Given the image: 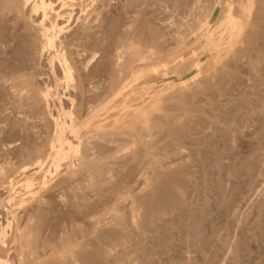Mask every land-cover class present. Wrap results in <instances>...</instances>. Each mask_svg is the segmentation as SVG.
<instances>
[{
	"label": "rangeland",
	"instance_id": "rangeland-1",
	"mask_svg": "<svg viewBox=\"0 0 264 264\" xmlns=\"http://www.w3.org/2000/svg\"><path fill=\"white\" fill-rule=\"evenodd\" d=\"M86 1H87V3L89 2L88 7L95 4V0H86ZM100 1H102L103 3L109 2L110 5H109V7L106 6V9H108V11H109V8H110V13H112V15L115 14V16L114 15L113 16L115 17L116 20H118V18H120L119 19L121 22L120 27H122V28L126 27L128 29V31L131 29L130 30L131 32L129 31L128 32L129 34L125 35V38L122 41H120L119 43H117L118 41H116V40H115L116 42L113 41L112 47L114 48L117 46V49L120 51L118 58H120V55H121V58H120L121 60L119 59V62L117 61L119 63V64H117V66L121 65L122 63L123 64L121 66H124V67L120 66L122 69L119 68V66L117 67V70L119 71V72L117 71L118 75H116L117 78H116V88L115 89H116L117 93L113 97L110 96L111 98L110 97L107 98V100L104 101V103L102 102L101 106L99 104L97 106L98 108H96V111L94 112V115L92 118H90L88 120H83V119L79 118V120L77 121L78 128H77V132L75 135L78 139H80V145L77 144V146H76V144H74L75 142L73 141L71 143V146L73 148H70L71 149L70 150V149H67V147L65 145H66L67 140L72 139V137L70 136L72 134V132H70L69 129H65L64 131L60 130L59 125L62 122V120H61L62 117H60V116H62V114L59 111H53L55 127L53 130L49 131V128L47 129V127H46L47 125H45V124H48L47 121L44 120V122H42L43 119L41 120L39 118L40 120L38 121V123L39 122L40 123L38 124L36 122L38 120V117L34 118V116H32V115H29V116L25 115L24 116L23 113L20 112L21 108H19V106L20 107H22V106L20 105L19 99H15V100H13V98L11 99V97L8 93H6L7 96L3 95V94H5L4 93L5 90H6L5 92H7V91L12 89V88L10 89V88H8V86L4 85V87H2V88L5 90H3V91L0 90L3 92V94H2V92H0V122H1L0 123V147H2L4 144H6L8 142H11V140H12V142H15L16 138L18 137V134L16 131L10 132L9 129L7 128L9 123L13 119V117L14 118L16 117V119H14V120H17V118H21L23 116L26 118L25 121L29 125V128H28L26 134L27 135L29 134L28 135L29 139L33 138L32 140H35L37 142L42 141L43 144H44V141H46L44 148H42V164H43L42 169L39 171V173H36V177H37V179H36L37 182L35 185L36 187L33 185L35 187L33 189L34 193L35 194L39 193L38 195H41V196L38 197V195H37V197H36L35 194H33V195H35V197L39 198V199H40V197L42 198V196L46 197L50 192V189H48L47 186L46 187L44 186L46 184H43L42 181H40L41 180L40 172L45 167L48 168V165L51 166L52 168L53 167L56 168V166H55V164H56L58 167L55 169V172L59 168L58 170L61 173H63V172L66 174L69 173V176H71V178L67 174V176H68L67 182H68L71 190H74L76 192V190L78 189L77 190L78 194H83V195L85 194V197H87L89 199H91V198L95 199L96 197H98V194H97L98 189L97 188L102 187V186L106 187L107 185L104 181L105 184H102L100 182L101 185L98 184L99 185L98 186L97 185L98 182H96L94 180H96V178L97 179L99 178L100 180L102 179V181H103V176H105V174H101V172L105 173L104 170H106L108 167L116 169L117 165L115 166L114 162L111 163V160L113 158H116V159L118 158L117 160L120 161L119 165L121 166V167L118 166L119 169L117 168L116 173H118V176L121 174L119 177L121 179L123 177L122 180H124L125 178L127 180V179H130L129 177H131L130 176L131 174H134V176L136 178H138V180L136 179L137 183L132 181V182H130L129 185H131V184H133L132 186L136 185V186H134L135 187L134 189H136L134 191H138V194H141L142 196L147 195L146 200H144L145 203L142 204L141 207H139L140 213L141 212L143 213V211L146 210V208H147L146 206H148L147 203H150L151 201L153 202L155 200V198L156 199L161 198L162 193H163L162 198H165V195H167L166 197L169 196V194L166 193L165 190L163 191V189H162V193L160 192L158 194L160 185L164 184V179L165 178L167 179L169 174H170V171H166V173L168 172L167 174L162 173V176L159 177L158 176V174H159L158 163L160 161H165L166 159H169L170 157H179L182 154V156L179 157L180 161H181L179 164L183 165V168H180V170H183L182 172L180 171L182 178H180V179L174 178L172 180V182H173L174 186H177V187L179 186L178 188L181 191V197L183 196L182 199L184 198L183 202L185 204H188V205L192 204L191 206L194 207L193 208L194 211L192 210L191 214L188 215L185 211H178L177 212V210H173V211L168 212V211L158 210L157 208H155V210H153V216H148L146 214L148 211H144L143 214L141 213L138 216L137 224L139 226H137L136 223H133L134 225L131 223V225H130V227L132 228V231H135L140 227V229H138V230H140L141 236L139 234L138 235L140 237V242H142V243H139L137 246H135L132 244L131 240H128L129 244H131V245H129L127 242H125L124 244L127 247V248L125 247L126 250H120L119 246H115V247L109 248L110 254L108 252L105 254L104 253L102 254V253L97 251L98 254L102 255V256L99 255L100 258L97 254H94L92 256V258L89 259L90 257H87L85 254L84 250H86L87 248L93 247V246H90L91 244L92 245L93 244L99 245L100 242L97 240L95 234L93 232H91L92 231L91 226L87 225L85 223L83 224V221H78L79 223L77 222L78 224L76 227H73V228H67L66 227L67 231L65 230L66 231L65 232L63 230V232L66 233V236L64 235L65 239H63L62 241L60 239H56L58 237V236H56V234L60 236V234L62 233L61 231H57V232H59V234L58 233L52 234L54 236L52 239H51V236H49V234H48V236H49V238H48V236L44 235L47 233L41 232L42 234H40V235H42V236L39 237V239H41L40 240L41 242L39 241V239L38 240L36 239V243H38L37 244L38 247H35L36 250L34 251V253L31 252L32 255L31 254L28 255L29 257L31 256L30 257L31 259L34 258L28 264H69L68 262H65V259H68L69 256L72 254L75 255L74 256L75 260L73 257H72L73 258L72 260H74V262H76L77 264L78 263L79 264H84V263L85 264H89V263L90 264H141V263L142 264H144V263L145 264H195V263L196 264H202L203 262H204L203 264H209V263L210 264L211 263L212 264H220L221 261L223 260V258H224V260L222 261L223 262L222 264H231L230 263L232 261L231 259H233V257H235L234 252H236V254H237V252L239 253V255L241 257L240 258L241 264H264V219H263L264 218V207H263L264 193H261L260 192L261 190L258 192L255 190V189L259 190V186L260 185L263 186L262 184H264V181H263L264 180V134H263L264 130H262L263 128L261 126V122L262 121L264 122V109H263L264 108V76H263L264 75V69H263L264 68V64H263V62H264V52H263L264 43H263V40L264 39L261 37H259V38L257 37L258 35L260 36V33H261V32H258L260 30L259 28H261V29L264 28V22H263L264 21V17H263L264 10H263V13H261V14H263L261 19L257 20L258 21L257 23H259V25L258 26L255 25L256 28L257 27H259V28H257L258 31H254V33L258 32L259 34L257 33V35H256L253 33V31H251L252 30V21L250 22V20L252 19L251 16H254L257 12H259V10L262 11V9H263V8H261L260 1L259 0H257V1L255 0L256 2L252 1V3L250 4V9H249V10L252 9L251 10L252 12H249V10L247 11V9L245 10L246 13L243 15L242 24L240 22L241 21L240 15H241L242 1H240V0H126V1L125 0H123V1H121V0H114V1L113 0H104V1L100 0ZM116 1H117V4H116ZM253 3H254V5H253ZM255 3L258 6L257 8L259 10H256V8H254V7H256ZM117 5H119V6H117ZM126 8H127V10H126ZM106 9L104 8L105 11H106ZM123 10H124V12H123ZM254 10H256L255 13H254ZM127 12L130 14H128ZM110 13L108 12V14H110ZM251 13L253 15H251ZM136 18H137L138 22L135 21ZM117 22L119 23V21H117ZM246 23L251 26V27L249 26L250 29L247 30L250 32V33L248 32L249 34L246 32V27H247ZM236 24H238V26ZM136 26H137V28L139 26H140V28H141V26H143L142 30H141L142 34L138 35V33H136L137 32L135 29ZM147 27H148V29H147ZM152 29H153V35L151 36ZM154 31H155V33H154ZM159 33H160V35H158ZM252 33H253V35H252ZM242 34L251 36L250 41H247V39H246L247 36H243ZM263 34H261V36H264ZM64 35H65V32L63 33V31L57 32V31L51 29L49 23H45V25H41V26L38 25L36 27V36H39L41 41H44L43 38H45L46 36H53L54 37L53 45L51 47H49V49L47 51L48 61H51V59L54 61V58L56 60L60 58L61 44H59V41H61V39H67L68 38V36H64ZM145 35L151 36V37L145 38ZM254 35H255V38H254ZM60 36H63L65 38L60 37ZM152 37H153V39H152ZM143 39H145V40H143ZM156 40L158 41L157 43H156ZM251 41L256 43L258 46L256 44L254 45V43L251 44ZM57 43H58L59 47L57 46ZM115 44H118V45H115ZM150 45H151V47H150ZM251 45L252 46L254 45L253 46L254 49L251 50L252 52L247 50L248 46L252 47ZM134 49L137 50L136 53H135ZM237 49L240 52H238ZM241 51L242 52L244 51L242 53L243 55L240 54ZM248 51L250 52V54L251 53H253V54L250 55L248 53ZM137 52H140L139 55ZM235 52H238L239 54L237 53L238 55H235L236 54ZM258 52H259V54H258ZM245 53H247L246 55H248L250 57L249 59H248V56L245 55ZM255 53L257 54V57H258V59H256L257 61H255V66H258L257 68H255L254 65L252 66L253 62L250 61L251 57L253 58V55ZM233 55H235L236 57L237 56H239V57L235 59V57L233 58ZM240 55H241V58H240ZM135 57H136V59H135ZM257 57L254 56V58H257ZM118 58H117V60H118ZM230 58L235 60L236 64H234L233 60ZM261 58L263 60H259ZM134 59H135V62L133 61ZM241 59H243V60H241ZM247 59L249 61H247ZM56 60L53 62L54 66H57V64H55ZM130 60H132V62ZM136 60H138V61H136ZM229 60H231V61L229 62ZM254 60L255 59H252V61H254ZM226 61L228 63H232L234 65L231 67L232 64L229 65L226 63ZM40 62H41L42 67L39 64L40 65L39 69L43 70L44 67L46 66L45 65L46 62L44 60L43 61L41 60ZM42 62H44V63L42 64ZM250 62L252 64H250ZM145 63H147V64H145ZM261 64H262V66H261ZM225 65L228 66V68L231 70V72L235 71L236 67L237 68L239 67L238 68L239 70L236 68V70H238V71L237 72L235 71L234 78H232L231 80L227 79V80H222L221 82H220V80H216L217 84H214L213 81L214 82H216V81L214 80V77L212 75L215 74V72H217L218 68H221L222 66H225ZM247 65H249V67ZM245 67H246V69H245ZM251 68H255V69L251 70ZM161 69H164V70H161ZM226 69H227V67L225 66L224 72L227 74L228 72H226ZM258 69H259V71H258ZM210 70H212L213 72L212 71L210 72ZM230 70H229V72H230ZM121 71L122 72L124 71L125 75H124V73L121 74ZM145 71H146V73H145ZM163 71H164V73H163ZM170 71H172V73ZM173 72H175V73H173ZM120 74L123 75V78L125 76V78L122 79L121 78L122 76H120ZM237 74H239V75H237ZM251 74H252V76H251ZM147 75H148V77H147ZM257 75H259V76H257ZM238 76L243 77L241 80L243 82L245 80V82L242 83V81L240 80V78ZM255 78H256V80H255ZM120 79L124 80L123 82H125V84L123 82H119V81H122ZM167 79H170V80H167ZM224 81H227V82L225 83ZM1 82H2V78H0V83ZM236 83H237V85H236ZM122 84H124V85H122ZM242 86L244 88H242ZM102 87L105 88L104 84ZM208 88H209V90H208ZM221 88L224 90H222ZM179 89H181V90H179ZM238 89H241L240 90V92L242 91L241 95H240ZM215 91L217 93L218 92L219 93L217 94ZM185 95H186V97H185ZM233 95H235V96H233ZM224 96H226V97H224ZM187 97H189V98H187ZM233 97H234L233 100L236 101V103L238 102V105H236V103L233 100H231ZM226 98H230V99H226ZM187 100H189V101H187ZM191 100H194V103ZM198 100H200V101H198ZM239 101L240 102L242 101V103H239ZM185 102H187V103L184 104ZM229 103H231V104H229ZM189 104H190V106H189ZM17 105H18V107H17ZM29 105H32V103L30 101H28L27 106H29ZM137 105L138 106L140 105V109H139V107H136ZM186 105H188V106H186ZM227 106L229 108H231V110L233 112L229 108H226ZM234 107L236 109H234ZM224 108H225V111L223 110ZM139 110H141V111L138 112ZM251 110L254 111L258 116L254 112H252ZM10 112H11L12 116H11ZM15 112H17V113H15ZM136 112L138 113L137 115H136ZM178 112L180 114H178ZM200 113H201V115H200ZM243 113L245 116L243 115ZM177 115H178V118H177L176 122L178 120L182 121V119H184V117L186 115H188V117H192V118H193V115L195 117L196 116H199V117L203 116L202 118H200V120L202 119V121H199L198 124L195 123V124H197V125H195L196 129L193 130L194 132H192V134L190 135L191 137L189 139L187 136H186V138H181V137L177 138L178 136L175 133V131H172V129H170L168 123H170V121L174 122ZM183 115H184V117H183ZM262 115H263V117H262ZM8 116H10V117H8ZM150 117H151V119H150ZM158 118H160V119H158ZM160 120H161V122H160ZM16 123H18V122L16 121ZM43 123H45V124L43 125ZM30 124H31V126H30ZM37 126H38L39 130L37 129ZM199 127H201V128H199ZM163 128H166L168 131L166 129L162 130ZM257 128H258V130H257ZM30 131L32 132L33 135L31 134ZM92 131L96 132L98 134H101L100 131L106 132L105 138L107 140L108 139L111 140L110 138H112L115 141L112 142V141L106 140V143L103 146H99L100 147L99 151L95 150V148L98 149V146L97 147L95 146L93 149H87L86 145L89 143H91V145H92V143H95L94 141L96 140L95 138H92L93 139L92 140L91 138L89 139V137H88V134ZM49 132H51V133H49ZM207 133H209V134H207ZM31 135H32V137H31ZM174 135H176V136H174ZM98 136H97L98 139H100L101 138L100 135H98ZM116 138H117V140H116ZM233 140H234V142H233ZM17 141H18V139H17ZM1 142H3V143H1ZM179 143L180 144L183 143V145H179ZM215 143H217V144H215ZM93 145H95V144H93ZM232 145H235V146L232 147ZM103 147H105L107 149H105V148L103 149ZM59 148H60L61 152L66 151L64 156H61V157L59 156V154H61V152L59 150H57ZM84 148H86L87 150ZM65 149H67V150H65ZM221 149H223V150H221ZM80 151H81V153H80ZM89 151H90V153L92 152L91 153L92 156L89 155L90 154ZM104 151H105L106 155H108L107 159H105L106 155H105ZM16 152H17L16 150H15V152H14V150H7L4 152L5 154L4 153L0 154L1 155L0 159H2V158L6 159V160L5 159L0 160V163L5 164V163L9 162L7 165L5 164L6 166L9 165L8 167H10L11 163L12 164L14 163V165H12V164L11 165H12V167H15V170H16L15 174L17 176L13 179L14 184L11 187H8L9 189L7 188L4 191L5 195H11L14 199L17 198L16 196L19 197V196L26 194L25 186L23 184L24 175L21 171L18 170L19 168H16L17 167L16 165L19 162L21 163V161H23V159L24 160L27 159V161H29V159H30V157L28 155H24V154H23L24 156L23 155L17 156ZM82 152H84L85 154ZM94 153H96V154H94ZM99 153L102 155H98ZM110 153L112 156L110 155ZM2 154L5 156H2ZM129 154H131V155H129ZM76 155L79 156L80 158L81 157L82 158L81 159H79V157L74 158V156H76ZM84 155H86L87 157ZM20 156H22V158H20ZM90 156H91L92 160L90 159ZM97 156L99 158H97ZM103 156H104V158H103ZM253 156H254V158H253ZM70 157H71V159L74 158L75 160L74 159L71 160ZM121 157H123V158H121ZM166 157H168V158H166ZM217 157H220V158H217ZM76 158H77V160H76ZM102 159H104V160H102ZM213 160H215V161H213ZM27 161L25 160V162H27ZM51 161L52 162L54 161L55 164L52 163ZM78 161H81L82 164ZM98 161L100 162V164L98 163ZM216 161H217V163H215ZM32 162H33V160L30 159V163L27 162L29 165L27 163H25V164H27L28 167L30 168L33 165ZM58 162H60V163L58 164ZM121 162L122 163L124 162V164H122ZM125 162H127V163H125ZM75 163H76V165H75ZM79 163H80V165H79ZM90 163L95 164V165H92ZM97 163L99 164L100 167L97 166L98 165ZM101 163L103 164V166L106 167V169L102 166ZM107 163H108V166L105 165ZM109 164H112L113 167L111 165L109 166ZM184 164H186V166ZM222 165H223V167H222ZM63 166H64V168H63ZM71 166H72V168H71ZM84 166H85V168H83ZM86 166H88V167H86ZM51 167H49V168H51ZM90 167L92 168L91 170H90ZM87 168H88V170L86 171ZM103 168H104V170H103ZM184 169H185V171H184ZM70 171H72V172L70 173ZM156 171H157V176H156ZM231 171L232 172L234 171L235 173H232ZM60 172L58 174H57V172L54 173L50 177V180H52L51 178L54 179L56 176L61 174ZM89 172L92 173V175L90 174L92 177H94V175L96 176V177H94L95 179L92 178L94 183L92 182V180L90 178ZM152 172H153V175H152ZM182 173L184 175H182ZM231 173L234 176L231 175ZM83 174L85 177L83 176ZM137 174H138V177H137ZM100 175H103V176L101 177ZM126 175H127V177H126ZM147 175L150 178L148 181L149 182L148 185L145 184V182H143V181H145ZM150 175L152 176V178L150 177ZM82 177H83V179H82ZM183 177H184V179H183ZM234 177H236V178H234ZM240 177H242V178H240ZM162 178H164V179H162ZM262 178H263V180H262ZM158 179H161V180H158ZM216 179H218V180H216ZM126 180H124V181H126ZM218 181L222 185V189H221L222 191H220V192L224 193V195H220L221 193L218 191V189H216ZM91 184H93V185H91ZM94 184L97 187L94 186ZM255 184H256V186H255ZM156 185L159 187L156 188ZM231 185L233 187H235L234 190H233V187ZM257 185H259V186H257ZM253 186L255 189L253 188ZM94 187L96 189L95 193L93 192L95 190ZM236 188L241 190V193L243 194L241 197L238 194V192L236 193V191H237ZM13 189H14V191H13ZM57 189H59L58 192L56 191ZM154 189H157L158 192H156V191L153 192ZM91 190H92V192H91ZM243 190L245 191V193H243L244 192ZM15 191H16V193H15ZM37 191H39V192H37ZM246 191H247L248 195L246 194ZM11 192H12V194H11ZM53 192L54 193L56 192L57 195H60L64 198V195H62L61 189L59 187L56 188L55 190H53ZM152 192H153V194H152ZM263 192H264V190H263ZM58 193H60V194H58ZM90 193H91V195H93V197L90 196ZM218 193H219V195H218ZM229 193L234 194V195H230ZM228 194L230 197L228 196ZM152 195H153V197H152ZM123 196H122V201H124L125 203L121 202L119 204V205H121V204L122 205L119 206L121 208L120 209L118 208L117 213L120 216L121 221L125 222V220L127 219L128 221H126V222L128 223L130 218H127V217H130V216H128L127 214L131 213V208H129V209L127 208L130 205L129 203H127V202H129V199H128L129 196H126L125 199H124L125 196L124 197ZM220 196H222V198H223L222 202L225 204L227 203V201L224 200V198L227 196L226 199H229L228 200L229 204L234 205L233 208L229 207L228 209H225V206H224L225 204L218 205L217 203L220 200ZM45 197H43V198H45ZM151 198L154 200H152ZM215 199H217L218 201ZM224 201H226V202H224ZM25 202L29 203V200H25ZM123 203H124V206H123ZM126 203H127V205H126ZM204 203H206V205H204L205 207L203 206ZM215 203L218 206H216ZM145 204H146V206H144ZM202 206L204 208H202ZM195 207H196V209H195ZM141 208H143V209L140 210ZM201 208L205 214L204 213H201L202 215L200 214V211L202 212V210H199V209H201ZM102 209H104V208H102ZM102 209L99 211L105 212L106 211L105 209H107V208L105 206V209L104 210H102ZM19 210H21V209H19V208L16 209L17 212H19ZM109 210L107 209L106 212H108V213H106L107 215L106 214L104 215L107 218H109L108 215L111 216L110 215L111 210L110 211ZM129 210H130V212H129ZM196 210H197V212H196ZM91 211H93V210H91ZM38 212H40V211L35 212V214L37 213L36 216L38 214L40 215V213H41L42 216L41 215L40 216L43 218L44 216L42 214V211L40 213H38ZM104 212H102V214H101L102 216H103ZM181 213H182V215H181ZM198 213L200 216L198 215ZM39 215L37 217H39ZM191 215H193V216H191ZM203 215H205V216H203ZM36 216H34L35 219H36ZM34 217H32V220ZM41 217H40V219H41ZM139 217L141 218L140 220H142L143 224L142 223L140 224ZM143 217L146 220L145 219L143 220ZM197 217H200V218H197ZM178 218H179V220H178ZM147 219H148V221L150 219V221L147 222ZM188 219H189V221H187ZM192 220L195 223L196 222L199 223V225L201 227H198L196 225L197 223L196 224L193 223ZM143 221H146V222L144 223ZM214 222H215V224H214ZM191 223L194 224V226ZM159 224H160V226L162 224L163 225L161 227H159ZM33 225H34V222H33ZM80 225H82V227ZM86 225L88 227L89 226L90 227L86 229V227H87ZM142 225H146V227H143ZM179 225H181V226H179ZM190 225L192 228L190 227ZM177 227H178L179 231L176 229ZM193 227L195 229L197 228L199 231H201L202 227H207V229L206 228L204 229L205 233H207V231H209L208 228L209 229L212 228L214 233L212 230H210V232L212 231V234L210 232L208 233L209 235L204 233L203 238H202L201 235L204 232L202 229L203 232L200 234H197V236L195 234L191 235L192 233L190 234L188 232H192L194 230ZM33 228H34V226H32V229ZM135 228H137V229H135ZM141 228H143V229L145 228V229L143 230ZM190 228H191V231H189ZM32 229H29L31 232L27 229L28 233L29 232L30 233H29V235H26L24 237V239H25V242L23 241V244H24L23 249L24 250H30L32 248V246L34 245V241H35L34 238H33V240L30 241V239H32V235H33V234H31V233H33ZM88 229H90V230H88ZM153 229L156 232V234L153 231ZM138 230H137V232H139ZM148 230H150L151 234L149 233ZM141 231H143L145 233H141ZM167 232H168V234H167ZM169 232L170 233L173 232V233L169 234ZM26 233H27V231H26ZM142 234H144V235H142ZM149 234L153 235L152 236L153 239L148 237ZM145 235L146 236L148 235V236L146 237ZM162 235H165V236H162ZM169 235H172V236H169ZM206 236H209V237L212 236V239L210 241L211 243H208L209 245L211 244L210 249L208 248V250H206V248L209 247V245L208 246L206 245L207 246L206 247L205 246V240H203V239L207 238ZM42 237L44 240H42ZM67 237H68V239H67ZM166 237L167 238L170 237V238L167 239ZM195 237H197V238H195ZM200 237H201V240H203L202 244L205 246V248H204V246L201 245L202 248H204L203 254L206 255L204 257L205 259L202 258L204 255L200 256L199 255L200 253L197 252V250H198L197 247H199V245L201 243V240L199 241ZM224 237H225V239H224ZM47 238L49 240L46 242ZM164 238H166L167 241ZM194 238H195V240L193 241ZM157 239H158V241H156ZM190 239H192V240H190ZM222 239H224V240L222 241ZM90 240H91V242H90ZM162 240H165L166 245L164 244L165 242H163ZM187 240L188 241L190 240L189 241L190 243H188ZM78 241H81V242H78ZM161 241L165 246V247H163L162 251L159 249V248H162L161 245H163L161 243ZM168 241H169V243H168ZM157 242H159V244ZM29 243H31L30 247H29V245H30ZM45 243H47V244H45ZM82 243H85L84 245H86L85 246L86 249H84V245ZM86 243H88V244H86ZM140 244L141 245L144 244L143 245L144 247L140 246ZM167 244H169V245H167ZM212 244H213V246H212ZM156 245L159 248L156 247ZM219 246H220V248H218ZM230 246H232L233 248L231 249ZM79 247H80V249H79ZM170 247H171V249L169 250ZM195 247L197 248V250L194 249ZM132 248H134V249H132ZM165 248L166 249L168 248L167 249L168 251ZM181 248H183V249H181ZM224 248L226 250L228 248V250L225 251ZM76 250H77V254L79 257L77 256V254H75ZM211 250H213L212 251L213 254L210 253ZM79 251H81V252H79ZM223 251H225V253H226V255L224 253L225 257H223L224 256ZM229 251H230V253H229ZM231 251H233V252H231ZM36 252H38V254H40V255H37ZM67 252L69 255L67 254ZM171 252H173V253H171ZM80 253H81V255H80ZM140 253H142V254H140ZM215 253H216V255H215ZM42 254H43V256H42ZM106 254H108L109 257ZM228 254L229 255L232 254V255H230L232 258ZM105 255H106V257H104ZM140 255L143 257L141 258ZM239 255L237 254L236 257H238ZM82 256H83V258H82ZM85 256L88 260L85 258ZM96 257H98L99 260ZM101 257L104 261L101 259ZM107 257H108V259H107ZM112 257L114 259H112ZM189 257L192 259H190ZM197 257H199V258H197ZM206 258L207 259L209 258V259L206 260ZM225 258H227V259H225ZM78 259L80 261H77ZM109 259H111V260H109ZM228 259H230L231 261ZM62 260H64V262ZM195 260H196V262H195ZM87 261L88 262L90 261V262L88 263ZM191 261H194V262H191ZM226 261H227V263H226ZM39 262H41V263H39Z\"/></svg>",
	"mask_w": 264,
	"mask_h": 264
},
{
	"label": "bare ground",
	"instance_id": "bare-ground-1",
	"mask_svg": "<svg viewBox=\"0 0 264 264\" xmlns=\"http://www.w3.org/2000/svg\"><path fill=\"white\" fill-rule=\"evenodd\" d=\"M104 1V0H103ZM114 1V0H113ZM123 1V0H121ZM126 1V0H125ZM242 1V4H241V17H240V22L242 24L243 22V15L246 13L245 10L247 9V11L250 9V4L252 3V1H255V0H240ZM257 1V0H256ZM255 1V2H256ZM260 1V4H261V10H259L256 5V10H259V12H257L254 16H251V20L250 22L252 21V30L253 33L254 31H258L257 27L259 25V23H257L258 21L257 20H260L262 15L261 13H263V10H264V0H259ZM89 3V2H88ZM88 3L86 0H0V78H2V82L0 83V90H5L3 89L2 87H4V85L8 86V88H12L11 90L5 92V94H3L2 91V94L7 96L6 93H8L11 97V99L13 98V100L15 99H19V102H20V105L22 107L19 106V108H21L20 112L23 113V115H32L34 116V118L38 117V120L36 121L38 123V121L41 119H43L42 122L47 121L48 124H45L43 123V125H47V129L49 128V131L50 130H53L54 127H55V122H54V113L53 111H59L62 116V122L60 123L59 127H60V130L61 131H64L65 129H69L70 132H72V134L70 135L72 137L71 140H67L66 141V147L67 149H70V148H73L71 146V143L74 141L77 146L80 145V139H78L76 137V132H77V121L79 120V118L83 119V120H88L90 118L93 117L94 115V112L96 111V108H98L97 106L100 104L101 106V103L104 101L107 100V98H109L110 96L113 97L117 91H116V78L118 75L117 74V67L119 66V68L121 67H124V66H121V65H118L119 64V59L121 58V55H120V58H118L119 54H120V51L117 49V46L116 47H112L113 46V41H118L117 43H119L120 41H122L124 38H125V35L129 34L128 32L131 30L128 31V29L125 27V28H122L120 27L121 26V22H120V18H118V20L115 19V14L112 15V13H110V8H109V11L108 9H106V6L109 7V2H106V3H103L102 1L100 0H95V4H93L92 6L88 7ZM116 4H117V1H116ZM214 4V3H213ZM239 4V3H238ZM258 4V3H257ZM254 5V3H253ZM119 6V5H117ZM111 7V6H110ZM114 7V6H113ZM130 7V6H129ZM253 7V6H252ZM104 8L106 9V11L104 10ZM133 8V7H132ZM117 9V8H116ZM119 10V9H118ZM127 10V8H126ZM141 10V9H140ZM252 10V9H251ZM251 10H249V12H252ZM256 10H254V13L256 12ZM110 14H108V12ZM117 11V10H116ZM115 11V12H116ZM107 12V13H106ZM118 12V11H117ZM124 12V10H123ZM128 13V12H127ZM225 13V12H224ZM130 14V13H128ZM232 14V13H231ZM119 15V14H118ZM137 15V14H136ZM251 15H253L251 13ZM124 17V16H123ZM220 17V16H219ZM264 17V15H263ZM250 19V18H249ZM132 20V19H131ZM134 20V19H133ZM119 21V23L117 22ZM129 21V20H128ZM137 21V18L136 20ZM140 21V20H139ZM138 22V21H137ZM141 22V21H140ZM231 22V21H230ZM261 22V21H260ZM264 22V21H263ZM45 23H49L50 24V27L51 29L59 32V31H63V33L65 32V35L64 36H68L67 39H61V41H59V44H61V55H60V58L59 59H55L54 58V61L56 60V63L57 66H54L53 64V60L51 59V61H48V54H47V51L49 49V47H51L53 45V41H54V37L53 36H46L44 39V41H41L40 40V37L39 36H36V27L38 25H45ZM128 23V22H127ZM134 23V22H133ZM143 23V22H142ZM149 23V22H148ZM237 23V22H236ZM262 23V22H261ZM238 26V24H236ZM256 25V26H255ZM261 25V24H260ZM263 25V24H262ZM126 26V25H125ZM247 26V27H246ZM246 32L248 33L249 31H247L249 28V24L246 23ZM142 27L140 28V26L137 28L136 26V33H138V35L142 34ZM251 27V26H250ZM263 28V27H262ZM148 29V27H147ZM151 29V28H150ZM149 29V30H150ZM260 30L258 32H261L260 33V36L258 35L257 37H261L264 39V36H261V34H263L264 32V28L261 29L259 28ZM38 32V31H37ZM131 32V31H130ZM160 32V31H159ZM257 32V33H258ZM134 33V32H133ZM151 33V32H150ZM155 33V31H154ZM250 33V32H249ZM248 33V34H249ZM252 33V35H253ZM257 33H254L257 35ZM60 34V33H59ZM157 34V33H156ZM259 34V33H258ZM38 35V34H37ZM153 35V29H152V34L151 36ZM160 35V33L158 34ZM157 35V36H158ZM243 36H247V41H250L251 39V36H248V35H244L242 34ZM251 35V34H250ZM264 35V34H263ZM129 36V35H128ZM151 36H146L145 35V38H149ZM242 36V37H243ZM60 37H63V36H60ZM127 37V36H126ZM143 37V36H142ZM154 37V36H153ZM152 37V39H153ZM65 38V37H63ZM138 38V37H137ZM156 38V37H155ZM161 38V37H160ZM254 38H255V35H254ZM196 39V38H195ZM145 40V39H143ZM149 40V39H148ZM158 40V39H157ZM156 40V43L158 42ZM242 40V39H241ZM255 40V39H254ZM253 40V41H254ZM262 40V39H261ZM115 41V42H116ZM142 41V40H141ZM251 41V44H253L254 42ZM256 41V40H255ZM57 42V41H56ZM114 42V43H115ZM147 42V41H146ZM242 42V41H241ZM124 43V42H123ZM155 43V44H156ZM247 43V42H246ZM250 43V42H249ZM263 43H264V40H263ZM159 44V43H158ZM240 44V43H239ZM256 43H254L255 45ZM115 45H118V44H115ZM114 45V46H115ZM253 45V46H254ZM257 45V44H256ZM57 46H58V43H57ZM164 46V45H163ZM252 46V45H251ZM252 47H249L248 46V49L249 51H251L252 49H254ZM258 46V45H257ZM59 47V46H58ZM151 47V45H150ZM238 48V47H237ZM246 48V47H245ZM244 48V49H245ZM258 48V47H257ZM262 48V47H261ZM235 49V48H234ZM243 49V48H242ZM238 50V49H237ZM261 50V49H260ZM263 50V49H262ZM53 51V50H52ZM135 53L137 50H135ZM245 51V50H244ZM243 51V52H244ZM248 51V53L250 54V52ZM128 52V51H127ZM238 52H240L238 50ZM238 52H235L234 54L235 55H238L239 53ZM241 51L240 54L243 53ZM247 52V51H246ZM252 52V51H251ZM260 52V51H259ZM258 52V54H259ZM264 52V50H263ZM131 53V52H130ZM138 55L140 52H137ZM238 53V54H237ZM247 53H245L246 55ZM253 54V53H251ZM250 54V55H251ZM131 55V54H130ZM129 55V56H130ZM230 55V54H229ZM233 55V58L235 57L238 58L239 56H235ZM243 55V54H242ZM137 56V55H136ZM141 56V55H140ZM248 56V55H246ZM254 56L257 57V54L255 53L253 55V58L251 57L250 61L253 62V64L250 62V64H252V66L254 65L255 66V61H257L256 59L257 58H254ZM259 56V55H258ZM263 56V55H262ZM231 57V56H230ZM260 57V56H259ZM118 58V60H117ZM129 58V57H128ZM127 58V59H128ZM149 58V57H148ZM228 58V57H227ZM240 58H241V55H240ZM247 58V57H246ZM250 57L248 56V59ZM125 59V58H124ZM132 59V58H131ZM136 59V57H135ZM135 59L133 60L135 62ZM138 59V58H137ZM232 59V58H230ZM247 59V61H249ZM252 59H255L254 61H252ZM45 61V67L43 70L39 69V66L41 65V62L40 61ZM121 60V59H120ZM233 60V59H232ZM243 60V59H241ZM259 60H263L262 58L259 59ZM118 61V62H117ZM132 62V60H130ZM138 61V60H136ZM228 61V60H227ZM226 61L227 64H232V63H228ZM231 60H229L230 62ZM235 60H233V63L236 64V61L234 62ZM133 62V63H134ZM224 62V61H223ZM222 62V63H223ZM44 62H42L43 64ZM248 63V62H247ZM40 64V65H39ZM147 64V63H145ZM144 64V65H145ZM225 64V63H224ZM223 64V65H224ZM232 64L231 67L234 65ZM264 64V62H263ZM238 65V64H237ZM242 65V64H241ZM257 65V64H256ZM121 66V67H120ZM225 66L227 67L226 69V72H228L227 74L224 72L225 70ZM225 66H222L221 68H218L217 72H215V74H213L212 76L214 77V80H220V82L222 80H231L232 78H234V74H235V71L237 72L239 69V67L236 68L238 70H236L235 68V71L231 72V70L228 68L227 65ZM249 67V65H247ZM262 66V64H261ZM42 67V65H41ZM178 67V66H177ZM176 67V68H177ZM258 66H255V68H257ZM217 68V67H216ZM224 68V69H223ZM234 68V67H233ZM232 68V69H233ZM241 68V67H240ZM255 68H251V70L255 69ZM122 69V68H121ZM124 69V68H123ZM230 72H229V70ZM246 69V67H245ZM264 69V68H263ZM161 70H164V69H161ZM175 70V69H174ZM228 70V71H227ZM257 70V69H256ZM255 70V71H256ZM125 71V70H124ZM124 71L122 72L121 71V74L124 73ZM212 70H210L211 72ZM216 71V70H215ZM259 71V69H258ZM119 72V71H118ZM172 73V71H170ZM176 72V71H175ZM173 72V73H175ZM213 72V71H212ZM240 72V71H239ZM248 72V71H247ZM146 73V71H145ZM150 73V72H149ZM164 73V71H163ZM208 73V72H207ZM253 73V72H252ZM121 78H123V75ZM263 74V73H262ZM125 75V73H124ZM239 75V74H237ZM119 76V77H120ZM150 76V75H149ZM211 76V77H212ZM250 76V75H249ZM252 76V74H251ZM259 76V75H257ZM264 76V75H263ZM148 77V75H147ZM239 77V76H238ZM261 77V76H260ZM240 80L243 78V77H239ZM238 78V79H239ZM251 78V77H250ZM259 78V77H258ZM119 79V78H118ZM120 79V80H122ZM200 79V78H199ZM210 79V78H209ZM254 79V78H253ZM263 79V78H262ZM167 80H170V79H167ZM244 80V79H243ZM256 80V78H255ZM258 80V79H257ZM118 81V80H117ZM124 80L122 81H119V82H123ZM236 81V80H235ZM242 81V80H241ZM197 82V81H196ZM225 83L227 81H224ZM240 82V81H239ZM238 82V83H239ZM245 82V80H244ZM242 81V83H244ZM260 82V81H259ZM125 84V82H123ZM200 83V82H199ZM214 84H217V81L214 82ZM223 83V82H222ZM8 84V85H7ZM104 84L105 88L102 87ZM120 84V83H119ZM122 84V85H124ZM205 84V83H204ZM235 84V83H234ZM161 85V84H160ZM228 85V84H227ZM237 85V83H236ZM216 86V85H215ZM232 86V85H231ZM250 86V85H249ZM204 87V86H203ZM211 87V86H210ZM238 87V86H237ZM119 88V87H118ZM200 88V87H199ZM207 88V87H206ZM212 88V87H211ZM241 88V87H240ZM242 88H244L242 86ZM187 89V88H186ZM214 89V88H213ZM222 89V88H221ZM181 90V89H179ZM209 90V88H208ZM217 90V89H216ZM224 90V89H222ZM239 90V93L241 95V92L240 90L241 89H238ZM140 91V90H139ZM141 92V91H140ZM181 92V91H180ZM212 92V91H211ZM216 92V91H215ZM214 92V93H215ZM223 92V91H222ZM221 92V93H222ZM244 92V91H243ZM217 93V92H216ZM215 93V94H216ZM219 93V92H218ZM217 93V94H218ZM227 93V92H226ZM183 94V93H182ZM194 94V93H193ZM202 94V93H201ZM230 94V93H229ZM177 95V94H176ZM189 95V94H188ZM187 95V96H188ZM226 95V94H225ZM180 96V95H179ZM235 96V95H233ZM3 97V96H2ZM110 97V98H111ZM186 97V95H185ZM191 97V96H190ZM193 97V96H192ZM196 97V96H195ZM226 97V96H224ZM230 97V96H229ZM166 98V97H165ZM172 98V97H171ZM183 98V97H182ZM189 98V97H187ZM216 98V97H215ZM164 99V98H163ZM226 99H230V98H226ZM234 97L231 99L233 100ZM186 100V99H185ZM197 100V99H196ZM214 100V99H213ZM247 100V99H246ZM18 101V100H17ZM28 101H30L32 103V105H29L27 106L28 104ZM115 101V100H114ZM189 101V100H187ZM193 103H194V100H191ZM200 101V100H198ZM208 101V100H207ZM228 101V100H227ZM226 101V102H227ZM230 101V100H229ZM234 101V100H233ZM16 102V101H15ZM18 102V103H19ZM109 102V101H108ZM231 102V101H230ZM236 103V101H234ZM187 102H185L184 104H186ZM190 103V102H189ZM196 103V102H195ZM225 103V102H224ZM233 103V102H232ZM239 103H242V101ZM4 104V103H3ZM30 104V103H29ZM191 104V103H190ZM189 104V106H190ZM228 104V103H227ZM231 104V103H229ZM248 104V103H247ZM9 105V104H8ZM236 105H238V102L236 103ZM251 105V104H250ZM188 106V105H186ZM226 106V105H225ZM224 106V107H225ZM229 106V105H228ZM226 107V108H229V107ZM234 106V105H233ZM244 106V105H243ZM18 107V105H17ZM136 107H139L140 109V105L136 106ZM231 107V106H230ZM246 107V106H245ZM174 108V107H173ZM190 108V107H189ZM233 108V107H232ZM241 108V107H240ZM249 108V107H248ZM231 110V108H229ZM234 109H236L234 107ZM264 109V108H263ZM196 110V109H195ZM225 111V108L223 109ZM15 111V110H14ZM141 110H139L138 112H140ZM232 111V110H231ZM252 111V110H251ZM263 111V110H262ZM12 112V111H11ZM10 112V114H11ZM187 112V111H186ZM223 112V111H222ZM228 112V111H227ZM233 112V111H232ZM248 112V111H247ZM254 112V111H252ZM17 113V112H15ZM114 113V112H113ZM185 113V112H184ZM255 113V112H254ZM14 114V113H13ZM138 113L136 112V115ZM178 114H180L178 112ZM193 114V113H192ZM256 114V113H255ZM199 115V114H198ZM201 115V113H200ZM244 115V113H243ZM247 115V114H246ZM249 115V114H248ZM257 115V114H256ZM12 116V114H11ZM14 116V115H13ZM21 117V118H17V120H14L16 119V117L11 120V122L9 123L8 125V129L9 131H16L17 134H18V137L16 138V141L15 142H8L6 144H4L2 147H0V154L1 153H4L5 151L7 150H15L17 151L16 152V155L19 156V155H28L30 157V159L33 160V165L32 167H28V163H30V159L29 161H27V159H25L27 162H25V160L23 159V161L27 164H25L23 161H21V163L16 165L17 167L16 168H19L18 170L21 171L24 175V180H23V184L25 186V191H26V194L25 195H22V196H16L17 198L14 199L11 195H5L4 194V191L5 189H7L8 187H11L14 182H13V179L17 176L15 174V167H12V165H14V163L10 164V167L6 166L8 163H0V264H28L30 263L33 259H31L28 255L31 254V252L34 253V251L36 250L35 247H38V243H36V239L38 240L39 237H41L42 234L41 232L43 233H47V234H44L45 236H51V239L54 237L52 234H56L59 232L57 231H61L62 233L59 235L56 234V236H58L56 239H60L61 241L63 239H65L64 237L66 236V233L63 232V230L65 231L67 228H73V227H76L77 224L79 223L78 221H83V224H87V225H90L91 226V232H93L97 238V240L100 242V244H91L90 246H93L92 248H85L86 245H84L85 243H82L84 245V250L85 251V254L87 257H90L89 259L92 258V256L94 254H97L98 256L101 255V254H98V252L100 253H109V248L111 247H115V246H119L120 250H126L125 247L126 245L124 244L125 242H127L129 244V241L128 240H131L132 241V244L137 246L139 243H142L140 242V237L139 235L141 236L140 234V227L137 229L139 232H137V230L135 231H132V228L130 227L131 223H136L137 224V220H138V216L140 213L139 211V207L142 206V204H144V200H146V196H142L141 194H138V191H134L136 189H134L136 185L132 186L133 184L129 185L130 182H136V179L138 180V178H136L134 176V174H131L129 177L130 179H127L126 178L124 180L123 177L122 179L118 176V173L117 172V168L120 163L119 160H117L116 158H111V163L114 162L115 163V166L117 165L116 169L115 168H110L108 167L106 169L105 166H102L106 169L104 170L105 173L101 172V174H105V176L103 175H100L101 177L103 176V181L102 179L100 180L99 178L94 181L98 182V184L101 185L102 184H105L106 183V187H98L97 189V194H98V197H94L95 199L91 198H87L85 197V194H78L77 193V190L76 192L74 190H71L70 187H69V184H68V176H69V173L68 176L66 173H61L58 169H57V174L60 172L61 174H59L58 176H56L54 179L51 178L52 180H50V177L56 173L55 172V169L58 167L54 161L52 163L55 164L56 168H52L51 166L48 165V168L45 167L41 172H40V175H41V180L43 184H46L44 185L45 187L47 186L48 189H50V192L49 194L45 197V196H42V198L40 197L39 198H36L37 194L34 193V188L36 187V173H39V171L42 169V148H44V145H45V142L44 141V144L42 143V141L40 142H37L35 140H32L33 138L32 137V132H31V139L28 138V135L26 134L28 128H29V125L27 124V122L25 121V117ZM157 116V115H156ZM167 116V115H166ZM181 116V115H180ZM245 116V115H244ZM250 116V115H249ZM252 116V115H251ZM254 116V115H253ZM258 116V115H257ZM7 117V116H6ZM10 117V116H8ZM161 117V116H160ZM184 117V115H183ZM203 117V116H202ZM202 117H199V116H194L193 115V118L192 117H188V115H186L184 117V119H182V121H177V118H178V115L177 117L175 118V121L174 122H171L168 123L169 124V127L170 129H172V131H175V133L177 134V138H186V136L188 137V139L191 137L190 135L192 134V132H194L193 130L196 129L195 125L198 124L199 121H202V119L200 120V118ZM243 117V116H242ZM263 117V115H262ZM40 118V119H39ZM251 118V117H250ZM261 118V117H260ZM151 119V117H150ZM157 119V118H156ZM160 119V118H158ZM207 119V118H206ZM209 119V118H208ZM213 119V118H212ZM242 119V118H241ZM255 119V118H254ZM171 120V119H170ZM258 120V119H257ZM16 121L18 123H16ZM168 121V120H167ZM173 121V120H172ZM209 121V120H208ZM255 121V120H254ZM259 121V120H258ZM161 122V120H160ZM163 122V121H162ZM204 122V121H203ZM248 122V121H247ZM263 122V121H262ZM261 122V126H262V130H264V122L262 123ZM1 123V122H0ZM40 123V122H39ZM38 123V124H39ZM95 123V122H94ZM155 123V122H154ZM197 123V124H195ZM210 123V122H209ZM254 123V122H253ZM260 123V122H259ZM32 124V123H31ZM30 124V126H31ZM37 124V125H38ZM200 124V123H199ZM205 124V123H204ZM251 124V123H250ZM33 125V124H32ZM42 125V124H41ZM165 125V124H164ZM211 125V124H210ZM215 125V124H214ZM246 125V124H245ZM254 125V124H253ZM34 126V125H33ZM36 126V125H35ZM200 126V125H199ZM202 126V125H201ZM208 126V125H207ZM206 126V127H207ZM243 126V125H242ZM36 128V127H35ZM34 128V129H35ZM201 128V127H199ZM198 128V129H199ZM33 129V128H32ZM37 129H38V126H37ZM115 129V128H114ZM166 128H163L162 130H164ZM205 129V128H204ZM36 130V129H35ZM39 130V129H38ZM37 130V131H38ZM84 130V129H83ZM167 130V129H166ZM200 130V129H199ZM202 130V129H201ZM258 130V128H257ZM68 131V130H67ZM121 131V130H120ZM119 131V132H120ZM168 131V130H167ZM101 134H98L96 132H90L88 134V137L89 139L91 138H95L96 140L94 141L95 143H89L87 144L86 148L87 149H93L95 146L97 147L98 146V149L95 148V150H98L99 151V146H103L105 143H106V132H103V131H100ZM123 132V131H122ZM162 132V131H161ZM201 132V131H200ZM211 132V131H210ZM8 133V132H7ZM51 133V132H49ZM133 133V132H132ZM167 133V132H166ZM172 133V132H171ZM199 133V132H198ZM212 133V132H211ZM43 134V133H42ZM117 134V133H116ZM209 134V133H207ZM264 134V133H263ZM44 135V134H43ZM80 135V134H79ZM98 135H100V139H98ZM115 135V134H114ZM198 135V134H197ZM48 136V135H47ZM98 136V137H97ZM117 136V135H116ZM120 136V135H119ZM132 136V135H131ZM173 136V135H172ZM176 136V135H174ZM35 137V136H34ZM41 137V136H40ZM81 137V136H80ZM43 138V137H42ZM48 138V137H47ZM118 138V137H117ZM116 138V140H117ZM120 138V137H119ZM161 138V137H160ZM176 138V139H177ZM199 138V137H198ZM234 138V137H233ZM18 139V141H17ZM98 139V140H97ZM111 140H107V141H112L114 142L115 140L110 138ZM205 139V138H204ZM4 140V139H3ZM48 140V139H47ZM93 140V139H92ZM119 140V139H118ZM172 140V139H171ZM178 140V139H177ZM86 141V140H85ZM182 141V140H181ZM180 141V142H181ZM186 141V140H185ZM189 141V140H188ZM195 141V140H194ZM197 141V140H196ZM222 141V140H221ZM254 141V140H253ZM84 142V141H83ZM90 142V141H89ZM111 142V143H112ZM173 142V141H172ZM175 142V141H174ZM183 142V141H182ZM234 142V140H233ZM3 143V142H1ZM85 143V142H84ZM109 143V142H108ZM107 143V144H108ZM120 143V142H119ZM49 144V143H48ZM86 144V143H85ZM95 144V145H93ZM150 144V143H149ZM213 144V143H212ZM217 144V143H215ZM232 144V143H231ZM254 144V143H253ZM122 145V144H121ZM179 145H183L179 143ZM71 146V147H70ZM74 146V145H73ZM165 146V145H164ZM178 146V145H177ZM235 146V145H232V147ZM257 146V145H256ZM85 147V146H84ZM107 147V146H106ZM119 147V146H118ZM183 147V146H182ZM187 147V146H186ZM239 147V146H238ZM251 147V146H250ZM249 147V148H250ZM84 148V149H86ZM105 147H103L104 149ZM108 148V147H107ZM105 148V149H107ZM111 148V147H110ZM178 148V147H177ZM212 148V147H211ZM262 148V147H261ZM65 149V150H67ZM86 149V150H87ZM102 149V150H103ZM109 149V148H108ZM219 149V148H218ZM217 149V150H218ZM61 152L60 148L57 149ZM64 150V149H63ZM71 150V149H70ZM69 150V151H70ZM85 150V151H86ZM94 150V151H95ZM101 150V149H100ZM114 150V149H113ZM214 150V149H213ZM223 150V149H221ZM68 151V152H69ZM84 151V152H85ZM212 151V150H211ZM66 152V151H65ZM65 152H61V154H59V156H64ZM74 152V151H73ZM76 152V151H75ZM82 152V153H84ZM103 152V151H102ZM114 152V151H113ZM219 152V151H218ZM235 152V151H234ZM81 153V151H80ZM90 153V151H89ZM92 153V152H91ZM91 153L89 155H91ZM105 153V151H104ZM109 153V152H108ZM228 153V152H227ZM230 153V152H229ZM5 154V153H4ZM73 154V153H72ZM85 154V153H84ZM96 154V153H94ZM185 154V153H184ZM188 154V153H187ZM219 154V153H218ZM23 155V156H24ZM74 155V154H73ZM72 155V156H73ZM79 155V154H78ZM98 155H102V154H98ZM104 155V154H103ZM106 155V153H105ZM111 155V153H110ZM131 155V154H129ZM221 155V154H220ZM219 155V156H220ZM240 155V154H239ZM254 155V154H253ZM1 156V155H0ZM2 156H5L2 154ZM86 156V155H84ZM83 156V157H84ZM92 156V155H91ZM91 156H90V159H91ZM107 156L105 157V159H107ZM112 156V155H111ZM135 156V155H134ZM182 156V154H181ZM179 156V157H181ZM188 156V155H187ZM213 156V155H212ZM215 156V155H214ZM26 157V156H25ZM75 157H79V156H74ZM87 157V156H86ZM85 157V158H86ZM89 157V156H88ZM95 157V156H94ZM127 157V156H126ZM179 157H170L169 159H166L165 161H160L158 163V176H162V173H166V171H170V174L168 176V178L164 179V184L163 185H160V188H159V192L157 189H154V191L158 192V194L161 192L162 193V189L163 191L165 190L166 193L169 194L168 197H166L167 195H165V198H162L163 197V193H162V197L161 198H155L152 199L154 200L153 202L151 201L150 203H147L148 206H146V204L144 206H146V210L144 211H148L146 214L148 216H153V210H155V208H157L158 210H163V211H173V210H177L178 211H185L188 215L191 214V211L193 210L194 211V207H192L191 205H188V204H185L183 202V199L181 197V191L180 189L177 187V186H174L173 185V182L172 180L174 178H182L181 177V172L183 170H180V168H183V165L182 164H179L181 161H180V158ZM20 158H22V156H20ZM72 158V159H74ZM82 158V157H81ZM79 157V159H81ZM97 158H99L97 156ZM102 158V157H101ZM104 158V156H103ZM123 158V157H121ZM129 158V157H128ZM132 158V157H131ZM168 158V157H166ZM211 158V157H210ZM209 158V159H210ZM217 158H220V157H217ZM216 158V159H217ZM240 158V157H239ZM254 158V156H253ZM262 158V157H261ZM3 160L5 158H2ZM0 159V160H2ZM71 159V157H70ZM71 159V160H72ZM126 159V158H125ZM6 160V159H5ZM18 160V159H17ZM75 160V159H74ZM77 160V158H76ZM89 160V159H88ZM92 160V159H91ZM101 160V159H100ZM104 160V159H102ZM123 160V159H122ZM198 160V159H197ZM231 160V159H230ZM229 160V161H230ZM257 160V159H256ZM10 161V160H9ZM66 161V160H65ZM97 161V160H96ZM95 161V162H96ZM107 161V160H106ZM133 161V160H132ZM215 161V160H213ZM249 161V160H248ZM16 162V161H15ZM23 162V163H22ZM74 162V161H73ZM82 164L81 161H78ZM77 162V163H78ZM130 162V161H129ZM184 162V161H183ZM60 162H58L59 164ZM79 163V165H80ZM85 163V162H84ZM83 163V164H84ZM98 163L100 164V162L98 161ZM97 163V164H98ZM105 163V162H104ZM110 163V162H109ZM122 163V162H121ZM127 163V162H125ZM132 163V162H131ZM155 163V162H154ZM213 163V162H212ZM217 163V161L215 162ZM245 163V162H244ZM254 163V162H253ZM67 164V163H66ZM92 164V163H90ZM99 164L97 166H99ZM124 164V162L122 163ZM263 164V163H262ZM53 165V164H52ZM69 165V164H68ZM76 165V163H75ZM92 165H95V164H92ZM108 166V163L105 164ZM112 166V164H109V166ZM130 165V164H129ZM186 166V164H184ZM216 165V164H215ZM234 165V164H233ZM252 165V164H251ZM255 165V164H254ZM114 166V167H115ZM157 166V165H156ZM182 166V167H181ZM209 166V165H208ZM217 166V165H216ZM8 167V168H7ZM51 167V168H49ZM88 167V166H86ZM100 167V166H99ZM121 167V166H120ZM223 167V165H222ZM64 168V166H63ZM72 168V166H71ZM85 168V166L83 167ZM95 168V167H94ZM97 168V167H96ZM131 168V167H130ZM229 168V167H228ZM238 168V167H237ZM92 168L90 167V170ZM119 169V168H118ZM170 169V170H169ZM31 170V171H30ZM84 170V169H83ZM88 170V168L86 169V171ZM89 170V171H90ZM122 170V169H121ZM128 170V169H127ZM126 170V171H127ZM155 170V169H154ZM223 170V169H222ZM231 170V169H230ZM262 170V169H261ZM59 171V172H58ZM100 171V170H99ZM119 171V170H118ZM123 171V170H122ZM165 171V172H164ZM181 171V172H180ZM185 171V169H184ZM243 171V170H242ZM72 171H70L71 173ZM91 172V171H90ZM89 172V175L92 173ZM129 172V171H128ZM209 172V171H208ZM207 172V173H208ZM214 172V171H213ZM219 172V171H218ZM232 172V171H231ZM18 173V172H17ZM86 173V172H85ZM94 173V172H93ZM155 173V172H154ZM168 173V172H167ZM166 173V174H167ZM232 173H235L234 171ZM231 173V175H233ZM20 174V173H19ZM96 174V173H95ZM98 174V173H97ZM117 174V175H116ZM125 174V173H124ZM262 174V173H261ZM71 175V174H70ZM75 175V174H74ZM86 175V174H85ZM90 175V178L93 182V179L94 177H96L94 175V177H92ZM129 175V174H128ZM152 175H153V172H152ZM182 175H184L182 173ZM219 175V174H218ZM241 175V174H240ZM84 176V174H83ZM145 176V175H144ZM156 176H157V171H156ZM227 176V175H226ZM234 176V175H233ZM237 176V175H236ZM262 176V175H261ZM54 177V176H53ZM71 178V176H69ZM85 177V176H84ZM100 177V178H101ZM127 177V175H126ZM137 177H138V174H137ZM150 177L152 178V176L150 175ZM185 177V176H184ZM183 177V179H184ZM228 177V176H227ZM77 178V177H76ZM140 178V177H139ZM158 178V177H157ZM214 178V177H213ZM232 178V177H231ZM236 178V177H234ZM242 178V177H240ZM244 178V177H243ZM83 179V177H82ZM88 179V178H87ZM86 179V180H87ZM95 179V178H94ZM149 176L147 175L145 181V184L148 185V181H149ZM258 179V178H257ZM21 180V179H20ZM90 180V179H89ZM155 180V179H154ZM158 180H161V179H158ZM176 180V179H175ZM174 180V181H175ZM212 180V179H211ZM218 180V179H216ZM220 180V179H219ZM263 180V178H262ZM105 181V183H104ZM152 181V180H151ZM186 181V180H185ZM214 181V180H213ZM236 181V180H235ZM242 181V180H241ZM247 181V180H246ZM260 181V180H259ZM264 181V180H263ZM74 182V181H73ZM72 182V183H73ZM101 182V183H100ZM222 182V181H221ZM94 183V182H93ZM142 183V182H141ZM161 183V182H160ZM163 183V182H162ZM215 183V182H214ZM249 183V182H248ZM258 183V182H257ZM262 183V182H261ZM175 184V183H174ZM35 187H34V186ZM93 185V184H91ZM158 185V184H157ZM156 185V188L159 187ZM215 185V184H214ZM234 185V184H233ZM248 185V184H247ZM263 186H259V190L255 189L254 186L253 188L258 192L260 191L261 193H264L263 190H264V184H262ZM94 186H96L94 184ZM99 186V185H98ZM232 186V185H231ZM235 186V185H234ZM256 186V184H255ZM60 188L61 189V192H62V195H64V198L60 195H57L56 192L54 193L53 190H55L56 188ZM97 187V186H96ZM218 189V191H222V185L221 183L218 181L217 182V186H216ZM233 187V186H232ZM236 187V186H235ZM235 187H233V190L235 189ZM46 188V189H47ZM93 188V187H92ZM137 188V187H136ZM184 188V187H183ZM246 188V187H245ZM9 189V188H8ZM47 189V190H48ZM95 189V187H94ZM237 191L236 193L238 192V194L240 195V197L243 195L241 193V190L236 188ZM248 189V188H247ZM253 189V190H254ZM263 189V190H262ZM59 189H57L56 191L58 192ZM152 190V189H151ZM150 190V191H151ZM161 190V191H160ZM14 191V189H13ZM96 189L93 191L95 193ZM240 191V192H239ZM244 191V190H243ZM242 191V192H243ZM36 192V191H35ZM39 192V191H37ZM60 192V193H61ZM79 192V191H78ZM92 192V190H91ZM152 192V194H153ZM155 192V193H156ZM231 192V191H230ZM16 193V191H15ZM58 193V194H60ZM64 193V194H63ZM85 193V192H84ZM93 193V194H94ZM154 193V194H155ZM221 194L220 195H224V193L220 192ZM232 193V192H231ZM245 193V191L243 192ZM255 193V192H254ZM12 194V192H11ZM35 194V195H33ZM45 194V193H44ZM47 194V193H46ZM88 194V193H87ZM226 194V193H225ZM230 194V193H229ZM228 194V196H229ZM246 194L248 195L247 191H246ZM21 195V194H20ZM125 197H124V196ZM219 195V193H218ZM227 195V194H226ZM230 195H234V194H230ZM236 195V194H235ZM41 196V195H38V197ZM90 196L93 197V195H91L90 193ZM122 196L124 197V199L126 198V196H129V203L130 207L128 206L127 208H131V213L127 214L128 216L130 217H127V218H130L129 222L127 223L126 221H128L127 219L125 220V222L121 221L120 219V216L118 215L117 213V210L118 208L120 209L121 205H119L121 202H124L122 201ZM156 196V195H155ZM246 196V195H245ZM253 196V195H252ZM13 199H12V198ZM45 197V198H43ZM153 197V195H152ZM230 197V196H229ZM228 197V198H229ZM244 197V196H243ZM247 197V196H246ZM251 197V196H250ZM121 198V199H120ZM227 196L224 198V200L227 201V203H223V198L222 196H220V200L218 201V205L220 204H225V209H228L229 207L233 208L234 205H231L229 204V199H226ZM150 199V198H149ZM219 199V198H218ZM25 200H29V203H26ZM201 200V199H200ZM264 200V199H263ZM127 201V200H126ZM224 201V202H226ZM26 204H25V203ZM147 202V201H146ZM125 203V202H124ZM124 203H123V206H124ZM126 203V205H127ZM208 204V203H207ZM216 204V203H215ZM216 204V206H218ZM206 205V203L203 204V206ZM221 205V206H222ZM261 205V204H260ZM105 206L106 208L109 210H111V216L108 215L109 218H107L106 216H104L107 211V209H105ZM202 206V208H204ZM215 206V207H216ZM220 206V207H221ZM239 206V205H238ZM99 207V208H98ZM197 207V206H196ZM195 207V209H196ZM199 207V206H198ZM263 207H264V204H263ZM19 208L21 210H19V212L16 211V209ZM102 208H104L106 211H99L101 210ZM200 208V207H199ZM199 209V210H202ZM236 208V207H235ZM102 209V210H104ZM143 208H141L140 210H142ZM206 209V208H205ZM237 209V208H236ZM93 210V211H91ZM109 210V211H110ZM198 210V209H197ZM196 210V212H197ZM224 210V209H223ZM36 211H42V214H43V218L41 217V213L39 215V217L36 216L35 212ZM128 211V210H127ZM143 211V213H144ZM207 211V210H206ZM205 211V212H206ZM102 212H104L103 216L101 215ZM130 212V210H129ZM184 212V213H185ZM211 212V211H210ZM142 213V214H143ZM175 213V212H174ZM194 213V212H193ZM192 213V214H193ZM201 213H204L203 210L202 212L200 211V214ZM172 214V213H171ZM180 214V213H179ZM195 214V213H194ZM197 214V213H196ZM205 214V213H204ZM209 214V213H208ZM226 214V213H225ZM107 215V214H106ZM145 215V214H144ZM143 215V216H144ZM168 215V214H167ZM182 215V213H181ZM199 215V213H198ZM202 215V214H201ZM216 215V214H215ZM36 216V219L35 217ZM141 216V215H140ZM193 216V215H191ZM200 216V215H199ZM205 216V215H203ZM32 217L33 220H32ZM41 217V219H40ZM147 217V216H146ZM179 217V216H178ZM148 218V217H147ZM183 218V217H182ZM197 218H200V217H197ZM124 219V218H123ZM141 218L139 217V222L140 224L142 223V220H140ZM145 218L143 217V220ZM152 219V218H151ZM191 219V218H190ZM264 219V218H263ZM146 220V219H145ZM156 220V219H155ZM154 220V221H155ZM161 220V219H160ZM166 220V219H165ZM164 220V221H165ZM172 220V219H171ZM179 220V218H178ZM211 220V219H210ZM150 221V219H149ZM148 219H147V222H149ZM184 221V220H183ZM189 221V219L187 220ZM33 222H34V225H33ZM78 222V223H77ZM144 223L146 221H143ZM181 222V221H180ZM193 222V220H192ZM162 223V222H161ZM167 223V222H166ZM195 223V222H193ZM197 223V222H196ZM195 223V224H196ZM209 223V222H208ZM81 224V223H80ZM143 224V223H142ZM192 224V223H191ZM215 224V222H214ZM217 224V223H216ZM86 225V226H87ZM134 225V224H133ZM163 225V224H162ZM161 225V226H162ZM182 225V224H181ZM179 225V226H181ZM185 225V224H184ZM187 225V224H186ZM194 226V224H192ZM198 227H201L199 225V223L196 224ZM211 225V224H210ZM32 226H34V228L32 229ZM82 227V225H80ZM89 226V227H90ZM137 226H139L137 224ZM143 227H146V225H142ZM148 226V225H147ZM160 224H159V227H161ZM203 226V225H202ZM67 227V228H66ZM85 227V226H84ZM88 226L86 227L89 228ZM185 227V226H184ZM188 227V226H187ZM191 227V225H190ZM211 227V226H210ZM65 228V229H64ZM80 228V227H79ZM169 228V227H168ZM172 228V227H171ZM192 228V227H191ZM191 228L189 229V231H191ZM207 229V227H202L201 231H199L197 228L195 229L193 227V231L192 232H188V233H192L191 235L195 234L197 236V234H200L203 232V234L201 235L202 238H203V235L205 233V230L204 229ZM218 228V227H217ZM29 229H32L33 230V234L32 235V239L34 238V245L32 246V248L30 250H24L23 249V241L25 242V239L24 237L26 235H29L28 233V230ZM88 229V230H90ZM143 229V228H141ZM145 229V228H144ZM143 229V230H144ZM178 230V227L176 228ZM180 229V228H179ZM85 230V229H84ZM87 230V231H88ZM152 230V229H151ZM159 230V229H158ZM164 230V229H163ZM171 230V229H170ZM176 230V231H177ZM209 231H207V235H209L208 233L210 232V230L213 231L212 228H208ZM27 231V233H26ZM67 231V230H66ZM65 231V232H66ZM73 231V230H72ZM149 233H150V230H148ZM154 231V229H153ZM166 231V230H165ZM179 231V230H178ZM212 231L210 232L212 234ZM155 232V231H154ZM141 233H145L143 231H141ZM153 233V232H152ZM173 233V232H172ZM169 232V234H172ZM214 233V231H213ZM51 234V235H50ZM139 234V235H138ZM151 234V233H150ZM148 237L152 238L153 235H150ZM154 234V233H153ZM156 234V232H155ZM168 234V232H167ZM177 234V233H176ZM184 234V233H183ZM210 234V235H211ZM65 235V236H64ZM69 235V234H68ZM75 235V234H74ZM144 235V234H142ZM194 235V236H195ZM44 236V237H45ZM48 236V238H49ZM146 236V235H145ZM146 236V237H147ZM155 236V235H154ZM162 236H165V235H162ZM167 236V235H166ZM169 236H172V235H169ZM174 236V235H173ZM199 236V235H198ZM225 236V235H224ZM28 237V236H27ZM31 237V236H30ZM29 237V238H30ZM139 237V238H138ZM207 238L203 239L205 240V246L209 245L208 243H211V239H212V236L209 237V236H206ZM219 237V236H218ZM217 237V238H218ZM28 238V239H29ZM47 238L46 242L49 240ZM80 238V237H79ZM95 238V237H94ZM145 238V237H144ZM167 238V237H166ZM164 238V239H166ZM170 238V237H168ZM167 238V239H168ZM187 238V237H186ZM185 238V239H186ZM193 238V237H192ZM197 238V237H195ZM195 238L193 239V241L195 240ZM215 238V237H214ZM220 238V237H219ZM68 239V237H67ZM153 239V238H152ZM166 239V241H167ZM177 239V238H176ZM188 239V238H187ZM221 239V238H220ZM219 239V240H220ZM225 239V237H224ZM222 239V241L224 240ZM41 239H39L40 241ZM42 240L43 237H42ZM80 240V239H79ZM82 240V239H81ZM94 240V239H93ZM126 240V241H125ZM145 240V239H144ZM192 240V239H190ZM189 240V241H190ZM201 240V237L199 239V241ZM201 240V243L199 245L198 250L197 248L195 247L194 249L197 250V252H199L198 254L200 256H203V252H204V248L205 246L202 244V241ZM51 241V240H50ZM69 241V240H68ZM67 241V242H68ZM72 241V240H71ZM86 241V240H85ZM84 241V242H85ZM146 241V240H145ZM158 241V239L156 240ZM163 242H165V240H162ZM161 241V243H162ZM188 241V240H187ZM186 241V242H187ZM188 241V243H190ZM197 241V240H196ZM41 242V241H40ZM39 242V243H40ZM64 242V241H63ZM66 242V243H67ZM78 242H81V241H78ZM87 242V241H86ZM91 242V240H90ZM175 242V241H174ZM225 242V241H224ZM70 243V242H69ZM159 244V242H157ZM169 243V241H168ZM194 243V242H193ZM29 247L31 246V243H29ZM33 244V243H32ZM47 244V243H45ZM77 244V243H76ZM80 244V243H79ZM88 244V243H86ZM127 244V245H128ZM156 244V243H155ZM163 244V243H162ZM166 245V242L164 243ZM163 245L162 248H159L157 245L156 247H158L161 251L163 249V247H165ZM192 244V243H191ZM198 244V243H197ZM229 244V243H228ZM131 245V244H129ZM144 245V244H143ZM143 245L140 244V246L144 247ZM152 245V244H151ZM169 245V244H167ZM182 245V244H181ZM193 245V244H192ZM204 246V248H202V246ZM211 245V244H210ZM210 245L209 247L206 248V250H208V248L210 249ZM225 245V244H224ZM28 246V245H27ZM77 246V245H76ZM81 246V245H80ZM160 246V247H161ZM213 246V244H212ZM221 246V245H220ZM220 246L218 248H220ZM228 246V245H227ZM26 247V246H25ZM167 247V246H166ZM193 247V246H192ZM231 249L233 248L232 246H230ZM49 248V247H48ZM118 248V247H117ZM116 248V249H117ZM127 248V247H126ZM157 248V249H158ZM185 248V247H184ZM217 248V249H218ZM229 248V247H228ZM227 248V250H228ZM73 249V248H72ZM78 249V248H77ZM80 249V247H79ZM115 249V250H116ZM134 249V248H132ZM142 249V248H141ZM154 249V248H153ZM166 249V248H165ZM168 249V248H167ZM166 249V250H167ZM171 249V247L169 248V250ZM183 249V248H181ZM225 249V248H224ZM40 250V249H39ZM46 250V249H45ZM114 250V251H115ZM140 250V249H139ZM188 250V249H187ZM193 250V249H192ZM214 250V249H213ZM210 253H212V251ZM225 249V251H227ZM234 250V249H233ZM237 250V249H236ZM83 251V252H84ZM98 251V252H97ZM168 251V250H167ZM166 251V252H167ZM215 251V250H214ZM225 251H223V255L225 253ZM39 252V251H38ZM37 255H40L38 254ZM74 252V251H73ZM81 252V251H79ZM82 252V253H83ZM116 252V251H115ZM159 252V251H158ZM181 252V251H180ZM233 252V251H231ZM42 253V252H41ZM57 253V252H56ZM70 253V252H69ZM160 253V252H159ZM162 253V252H161ZM164 253V252H163ZM173 253V252H171ZM202 253V254H201ZM230 253V251H229ZM68 254V252H67ZM71 254V253H70ZM75 254H77V250L75 252ZM84 254V253H83ZM110 254V253H109ZM116 254V253H115ZM125 254V253H124ZM142 254V253H140ZM213 254V253H212ZM221 254V253H220ZM233 254V253H232ZM230 254V255H232ZM235 254V257H233V259H228L230 260L231 264H241V257L239 255V253L237 252V254L239 255L238 257H236V252H234ZM32 255V254H31ZM45 255V254H44ZM69 255V254H68ZM81 255V253H80ZM108 256V254H106ZM106 255L104 257H106ZM113 255V254H112ZM170 255V254H169ZM168 255V256H169ZM192 255V254H191ZM216 255V253H215ZM222 255V256H223ZM226 255V253H225ZM225 255L223 257H225ZM28 256V257H27ZM43 256V254H42ZM75 255H70L68 259H65V262H68L69 264H77L76 262H74L75 258H74ZM78 256V254H77ZM85 256V258H86ZM102 256V255H101ZM121 256V255H120ZM134 256V255H133ZM141 256V255H140ZM165 256V255H164ZM172 256V255H171ZM206 255H204L202 258H204ZM214 256V255H213ZM221 256V255H220ZM234 256V255H233ZM39 257V256H38ZM74 260H72L73 258ZM79 257V256H78ZM109 257V256H108ZM107 257V259H108ZM114 257V256H113ZM112 257V259H114ZM143 256H141L142 258ZM158 257V256H157ZM83 258V256H82ZM98 258V257H96ZM100 258V256H99ZM98 258V260H99ZM146 258V257H145ZM144 258V259H145ZM188 258V257H187ZM186 258V259H187ZM190 258V257H189ZM199 258V257H197ZM229 258V257H228ZM77 259V258H76ZM87 259V258H86ZM102 259V257H101ZM155 259V258H154ZM176 259V258H175ZM192 259V258H190ZM201 259V258H200ZM205 259V258H204ZM209 259V258H208ZM206 258V260H208ZM219 259V258H218ZM227 259V258H225ZM46 260V259H45ZM88 260V259H87ZM97 260V261H98ZM103 260V259H102ZM101 260V261H102ZM111 260V259H109ZM118 260V259H117ZM203 260V259H202ZM222 260V259H221ZM224 260V258H223ZM222 260V261H223ZM54 261V260H53ZM64 262V260H62ZM70 261V262H69ZM77 261H80L79 259ZM92 261V260H91ZM104 261V260H103ZM181 261V260H180ZM218 261V260H217ZM221 261L220 264H222L223 262ZM45 262V261H44ZM88 262V261H87ZM90 262V261H89ZM88 262V263H89ZM106 262V261H105ZM155 262V261H154ZM191 262H194V261H191ZM196 262V260H195ZM207 262V261H206ZM211 262V261H210ZM41 263V262H39ZM92 263V262H91ZM150 263V262H149ZM200 263V262H199ZM204 263V262H203ZM202 263V264H203ZM227 263V261H226ZM229 263V262H228ZM79 264V263H78ZM85 264V263H84ZM90 264V263H89ZM142 264V263H141ZM145 264V263H144ZM196 264V263H195ZM210 264V263H209ZM212 264V263H211Z\"/></svg>",
	"mask_w": 264,
	"mask_h": 264
}]
</instances>
